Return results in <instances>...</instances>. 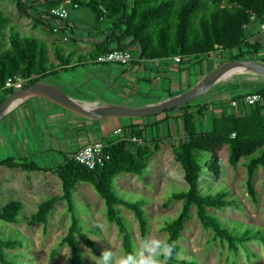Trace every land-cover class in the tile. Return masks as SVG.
<instances>
[{"label": "trees", "instance_id": "1", "mask_svg": "<svg viewBox=\"0 0 264 264\" xmlns=\"http://www.w3.org/2000/svg\"><path fill=\"white\" fill-rule=\"evenodd\" d=\"M13 1L20 14L32 16L35 25L43 23L42 14L37 13L40 6L50 10L66 2L68 10L85 8L99 21H109L112 24L111 33L105 37L102 46H98L99 52L92 54L93 62L99 55L113 49L129 50L128 45L124 43L127 39H131L130 45H137L140 48V57L143 59L172 56L201 57L223 51L232 54L226 60H255L253 57L261 50V45L250 44L247 28L253 23L252 17H255V22L259 25L264 24V0ZM76 5L78 8H75ZM41 12L43 13V10ZM9 23L10 19L0 11V91L10 78L26 79L36 76L28 85L30 87L45 80L56 68L71 64L72 56H67L60 48L54 47L56 60L60 63L56 67L50 62L48 45L33 35L22 34L16 25L10 29L9 47L3 49L2 42ZM114 42H117L118 47L110 48ZM13 92L12 90L4 92L0 104ZM256 93L264 97V89ZM243 96L237 97L236 100L241 101ZM192 103L164 112L167 118L163 122H153L149 126L150 139L143 130L137 131L136 127H128L125 130V137L137 136L142 138L144 143L137 145L124 140L109 145L111 160L102 168L90 170L69 160L65 166L57 170L62 182L61 199L66 202L70 215V227L62 242L71 249V264H82L77 237L98 255L96 243L82 230L81 219L74 203L73 190L78 178L96 185L105 201L107 219L117 226L122 237L125 255L134 253L133 237L128 222L117 209L118 206L134 212L142 237L147 236L148 220L143 203L131 202L117 195L113 190V178L121 172L142 176L150 159L160 150L162 140L170 138L172 120L181 124L180 131L183 133V138L179 139L175 147V156L183 168L187 189L174 193L168 200V204L182 201L183 207L180 214L164 227V231L168 233L166 241L175 243L173 256L166 260V264H190L177 257L181 251L179 240L192 216L193 208L201 226L213 231L214 240L226 244L231 251H237L239 246L253 240L264 243L263 230L247 229L242 232L230 229L217 216L209 213V209H239L238 202L230 199L227 192L220 190L204 194L201 188V183L206 179L204 173L206 168L215 176L221 174L220 153L224 147H228L229 162L233 167H238L243 159L246 161V189L249 197L257 203L254 179L259 169L264 173V104L245 107L241 103L242 109L244 108L242 114L236 113V109H231L229 113L216 117L208 113L209 105ZM177 111L180 112V116H173ZM163 127L166 134L162 133ZM207 154L209 159L205 156ZM0 166L39 171L32 164L13 161L0 162ZM55 204L54 198L41 203L38 212L30 218V222L47 224ZM22 208V204L17 201L7 204L0 210V221L17 224ZM20 246L21 243L18 241L0 234V264H19L8 258L7 251Z\"/></svg>", "mask_w": 264, "mask_h": 264}, {"label": "crops", "instance_id": "2", "mask_svg": "<svg viewBox=\"0 0 264 264\" xmlns=\"http://www.w3.org/2000/svg\"><path fill=\"white\" fill-rule=\"evenodd\" d=\"M40 7L41 11L44 10ZM41 19L43 27L56 34L51 36L53 43L50 46L46 40L41 41L49 49L60 48L65 55L72 56V60L70 65L64 67H58L60 63L57 61L55 66L58 68L39 83L57 89L89 111L104 106L145 108L181 96L194 89L207 74L232 55L217 51L208 56L183 57L181 63H177L174 56L143 59L139 47L130 45L131 39H127L124 43L134 57L131 65L97 64L93 62L92 54L99 52L98 46H102L105 37L111 33L112 24L109 21L95 18L85 24L72 15L62 24L64 30L55 32L60 24ZM247 32L250 44L261 45V50L253 58L264 61V31L261 25L253 22ZM62 43L68 44V48H63ZM117 47V42L110 46ZM50 62L55 63L51 58ZM245 75L250 77L234 75L231 78L230 75L223 78L210 93L204 95L207 96L205 99L201 102L196 100L192 105H209L210 116L214 114L219 117L229 113L231 100L264 89V78ZM247 78L262 82L246 87L244 81ZM3 96L4 92H0V99ZM243 109L240 105L236 113L242 114ZM149 118L88 120L42 97L29 96L18 100L0 120V162L32 164L39 171L0 166V195L11 191L23 196L34 194L36 186L42 185L46 179L58 177L57 170L89 143L101 141L112 145L121 142V138L114 133L118 129L125 132L128 127H136L137 131L143 130L150 139L149 126L153 122H163L167 116L160 114L154 119Z\"/></svg>", "mask_w": 264, "mask_h": 264}, {"label": "rangeland", "instance_id": "3", "mask_svg": "<svg viewBox=\"0 0 264 264\" xmlns=\"http://www.w3.org/2000/svg\"><path fill=\"white\" fill-rule=\"evenodd\" d=\"M39 10L41 11L40 8ZM0 11L10 19L2 42L3 49L9 47V34L13 25H16L24 35H33L40 40H46L49 46L53 43L51 36L56 34L53 33V35L43 27V23L35 25L32 16L20 14L13 0H0ZM69 11L70 17L73 15L74 19H80V22L85 24L95 19L94 14L85 8L69 9ZM37 13L42 14V12ZM62 44L63 48H68V44ZM49 50L50 58L56 64L53 47ZM227 61L229 60H225ZM234 75L250 77L240 73L232 74L230 77ZM250 79L247 78L244 81L246 87H253L255 83L262 82ZM205 97L207 96L198 98L197 102H201ZM173 116H180V112H174ZM170 126L172 127L170 138L166 137L162 140L160 150L150 159L142 176L121 172L113 178L114 192L125 200L142 202L148 220V234L143 238L134 212L123 206L117 208L131 229L134 253L141 248L146 239L166 241L168 233L164 231V227L180 214L183 207L182 201L168 204V200L174 193L187 189L183 168L175 156V147L179 139L183 138V133L180 131L181 124L172 120ZM162 129V133L166 134V129L164 127ZM205 156L209 159L208 154ZM220 156L221 174L215 176L206 168L204 172L206 179L201 183V188L204 194H212L220 190L227 192L230 199L238 202L239 209H209V213L217 216L230 229L242 232L247 229L264 231V173L262 169L258 170L254 179L258 196V201L255 203L246 189V161L243 159L238 167H233L229 162L228 147L222 149ZM62 194V182L56 176L36 186L34 194L23 196L21 193L16 194L11 191L0 195V210L14 201L20 202L23 207L17 224L0 221V234L21 243L19 248L7 251L10 260L17 261L19 264H71V249L62 242L70 227V215L66 202L61 199ZM52 198L56 199V204L49 215L48 223H31L30 218L38 212L40 204ZM73 199L81 219L82 230L96 243L98 251V255L95 254L77 237L82 264H102L98 258L108 249L118 261L125 255L122 237L117 226L108 221L105 201L96 185L78 178L73 190ZM179 245L181 251L177 259L190 264H264L263 242L253 240L239 246L237 251H231L226 244L214 240L213 231L201 226L195 208L186 223Z\"/></svg>", "mask_w": 264, "mask_h": 264}, {"label": "water", "instance_id": "4", "mask_svg": "<svg viewBox=\"0 0 264 264\" xmlns=\"http://www.w3.org/2000/svg\"><path fill=\"white\" fill-rule=\"evenodd\" d=\"M235 73L251 74L264 78V62L251 59L229 60L227 62H223L207 74L194 89L181 96L174 97L155 106L145 108L104 106L96 111H89L74 103L57 89H53L51 86L44 83H37L33 86L16 90L7 96L0 104V120L4 117L6 110L12 104L29 96L45 98L88 120H101L104 118H149L196 101L198 98L210 93L214 85L223 78Z\"/></svg>", "mask_w": 264, "mask_h": 264}, {"label": "built area", "instance_id": "5", "mask_svg": "<svg viewBox=\"0 0 264 264\" xmlns=\"http://www.w3.org/2000/svg\"><path fill=\"white\" fill-rule=\"evenodd\" d=\"M68 2L55 6L50 10H43L42 18L45 20H54L57 24H60V28H56L55 32L63 31L64 28L62 24L67 22L70 17V12L66 6ZM41 8V7H40ZM75 8H78L76 5ZM252 21L255 22V17H252ZM261 28L264 31V24H261ZM68 37H66L67 39ZM139 49V54L141 55V50ZM182 56H176L175 61L177 63L182 62ZM134 61L133 52L131 50H122V49H113L109 52L99 55V57L94 60V63L97 64H114L121 66H129ZM36 79V76H31L29 78H10L3 89L0 92L6 91H16L27 87L33 80ZM241 103L245 107H254L257 105L264 104V97L260 93H249L243 96L242 100L233 99L230 102V107L232 109H237ZM115 135L121 138V141L129 140L134 143L142 145L144 143L142 138L137 136L135 137H125V132L123 129H118L114 132ZM109 145L101 141H93L82 148L80 151L75 153L72 156L73 161L77 162L80 165L87 167L90 170H95L97 168H102L106 165L107 162L111 160V154L108 152Z\"/></svg>", "mask_w": 264, "mask_h": 264}, {"label": "clouds", "instance_id": "6", "mask_svg": "<svg viewBox=\"0 0 264 264\" xmlns=\"http://www.w3.org/2000/svg\"><path fill=\"white\" fill-rule=\"evenodd\" d=\"M175 243L160 239H146L135 253H129L115 260L110 249L98 258L102 264H165L173 256Z\"/></svg>", "mask_w": 264, "mask_h": 264}]
</instances>
